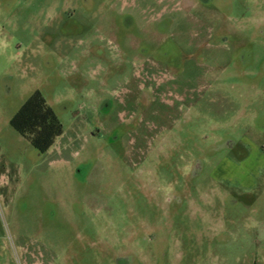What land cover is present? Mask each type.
Masks as SVG:
<instances>
[{
    "label": "rangeland",
    "instance_id": "obj_1",
    "mask_svg": "<svg viewBox=\"0 0 264 264\" xmlns=\"http://www.w3.org/2000/svg\"><path fill=\"white\" fill-rule=\"evenodd\" d=\"M0 264H264V0H0Z\"/></svg>",
    "mask_w": 264,
    "mask_h": 264
},
{
    "label": "trees",
    "instance_id": "obj_2",
    "mask_svg": "<svg viewBox=\"0 0 264 264\" xmlns=\"http://www.w3.org/2000/svg\"><path fill=\"white\" fill-rule=\"evenodd\" d=\"M40 153L47 152L63 133V125L40 90L34 91L10 120Z\"/></svg>",
    "mask_w": 264,
    "mask_h": 264
}]
</instances>
